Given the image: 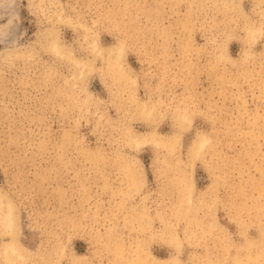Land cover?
<instances>
[{"label":"rangeland","instance_id":"rangeland-1","mask_svg":"<svg viewBox=\"0 0 264 264\" xmlns=\"http://www.w3.org/2000/svg\"><path fill=\"white\" fill-rule=\"evenodd\" d=\"M0 264H264V0H0Z\"/></svg>","mask_w":264,"mask_h":264},{"label":"bare ground","instance_id":"bare-ground-1","mask_svg":"<svg viewBox=\"0 0 264 264\" xmlns=\"http://www.w3.org/2000/svg\"><path fill=\"white\" fill-rule=\"evenodd\" d=\"M7 216L5 215V217H2V218H0V221L3 223L4 221H5V218H6Z\"/></svg>","mask_w":264,"mask_h":264}]
</instances>
